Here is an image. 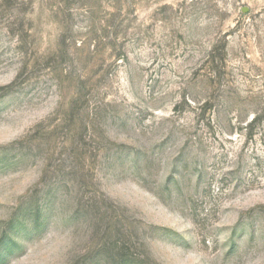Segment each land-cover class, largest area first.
<instances>
[{"label":"rangeland","instance_id":"obj_1","mask_svg":"<svg viewBox=\"0 0 264 264\" xmlns=\"http://www.w3.org/2000/svg\"><path fill=\"white\" fill-rule=\"evenodd\" d=\"M0 264H264V0H0Z\"/></svg>","mask_w":264,"mask_h":264}]
</instances>
